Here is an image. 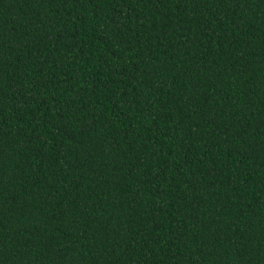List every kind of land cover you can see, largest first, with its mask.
<instances>
[{"label":"trees","instance_id":"16d2710c","mask_svg":"<svg viewBox=\"0 0 264 264\" xmlns=\"http://www.w3.org/2000/svg\"><path fill=\"white\" fill-rule=\"evenodd\" d=\"M0 264H264V0H0Z\"/></svg>","mask_w":264,"mask_h":264}]
</instances>
